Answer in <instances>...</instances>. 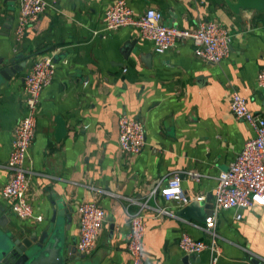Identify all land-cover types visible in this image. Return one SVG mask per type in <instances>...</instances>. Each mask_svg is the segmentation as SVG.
<instances>
[{
  "label": "crops",
  "instance_id": "obj_1",
  "mask_svg": "<svg viewBox=\"0 0 264 264\" xmlns=\"http://www.w3.org/2000/svg\"><path fill=\"white\" fill-rule=\"evenodd\" d=\"M46 1L49 6L14 45L19 0H0V61L18 65L0 87V191L8 176L13 130L24 113V75L38 57L54 55L57 64L40 94L26 160L27 197L33 214L42 218L18 219L0 194L7 229L41 231L52 212L64 206L71 213L66 243L74 245L77 208L96 201L105 215L97 243L91 253L65 264H131L128 212L144 203L143 264H208L206 250L184 260L178 241L183 232L210 241L202 226L212 209L216 177L254 135L231 113L230 94L238 92L251 111L264 117V90L256 83L264 64V9L235 13L227 1L236 0H125L134 15L153 8L169 26L193 29L211 20L225 27L232 35L230 52L214 64L194 55L191 40L158 54L133 25L103 31V14L115 0ZM121 114L144 123L146 144L134 156L118 147ZM58 116L66 134L57 140ZM176 171L182 173L181 190L190 202L178 206L149 196ZM187 171L200 176L188 177ZM201 195L204 200L197 198ZM159 206L175 215L158 214ZM215 232L216 264L264 261V207L219 211Z\"/></svg>",
  "mask_w": 264,
  "mask_h": 264
},
{
  "label": "built area",
  "instance_id": "obj_2",
  "mask_svg": "<svg viewBox=\"0 0 264 264\" xmlns=\"http://www.w3.org/2000/svg\"><path fill=\"white\" fill-rule=\"evenodd\" d=\"M49 6L46 0H19V10L13 29L14 45L21 42L27 28L35 22ZM0 6V13H1ZM103 31H114L127 25H133L139 30L143 39L149 40L154 52L161 54L174 48L178 42L191 40L194 55L209 63L218 64L230 52L231 33L222 25L211 20H203L193 29L169 26L163 23L162 13L148 8L140 15H134L125 0H115L103 14ZM57 64L54 55L34 59L23 78L25 93L24 113L16 124L10 151L5 162L8 172L7 180L1 187V197L8 203L10 210L20 219L35 216L27 189L29 187V170L26 160L36 131V112L42 89L48 86L55 74ZM257 86L264 90V64L256 74ZM229 109L231 113L247 123L253 131V137L246 140L241 151L231 161L225 170L216 177L213 189L212 209L204 217L202 229L209 234L208 243L195 239L186 232L181 233L178 246L184 255H195L206 250L209 253L208 264H216L220 254L215 232L216 215L221 210L231 208L264 207V117L256 114L247 106L246 99L238 92L230 94ZM146 144V132L143 121L138 117L121 114L118 118V147L120 152L134 156L142 151ZM186 176L198 179L200 176L193 171L184 173ZM182 173L176 171L162 179L151 189L149 196H162L173 200L178 206L187 204L190 199L181 190ZM204 200L201 195L197 197ZM129 200H131L129 198ZM143 204L133 212H128L129 226L126 233V246L131 257V264H143L142 248L145 233L146 215ZM158 214L175 215L166 207L159 206ZM105 215L96 201H84L77 208L78 237L74 243L79 254L87 255L94 249Z\"/></svg>",
  "mask_w": 264,
  "mask_h": 264
},
{
  "label": "water",
  "instance_id": "obj_3",
  "mask_svg": "<svg viewBox=\"0 0 264 264\" xmlns=\"http://www.w3.org/2000/svg\"><path fill=\"white\" fill-rule=\"evenodd\" d=\"M227 4L235 13L240 9H264V0H236L227 1ZM12 63L13 60L0 61V87L18 71V65ZM57 125L58 140L66 134L65 122L60 116L57 117ZM70 214L67 207L59 206L52 212L46 227L41 231L20 228L18 231H11L6 227L8 218L1 213L0 264H65L83 257L74 245L66 243L65 232L71 221ZM188 259V255H185L184 260ZM251 261L254 264H264V261L256 258Z\"/></svg>",
  "mask_w": 264,
  "mask_h": 264
}]
</instances>
